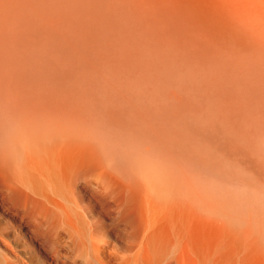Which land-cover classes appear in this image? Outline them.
Listing matches in <instances>:
<instances>
[{"label":"bare ground","instance_id":"6f19581e","mask_svg":"<svg viewBox=\"0 0 264 264\" xmlns=\"http://www.w3.org/2000/svg\"><path fill=\"white\" fill-rule=\"evenodd\" d=\"M0 264H264V0H0Z\"/></svg>","mask_w":264,"mask_h":264}]
</instances>
